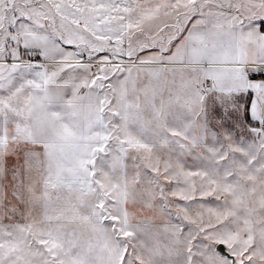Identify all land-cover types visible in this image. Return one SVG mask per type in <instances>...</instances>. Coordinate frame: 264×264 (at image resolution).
Masks as SVG:
<instances>
[{
    "label": "snow or ice",
    "instance_id": "snow-or-ice-1",
    "mask_svg": "<svg viewBox=\"0 0 264 264\" xmlns=\"http://www.w3.org/2000/svg\"><path fill=\"white\" fill-rule=\"evenodd\" d=\"M0 264H264V0H0Z\"/></svg>",
    "mask_w": 264,
    "mask_h": 264
}]
</instances>
